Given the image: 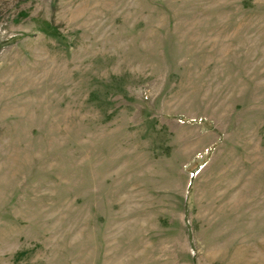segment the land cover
Masks as SVG:
<instances>
[{
	"label": "rangeland",
	"instance_id": "obj_1",
	"mask_svg": "<svg viewBox=\"0 0 264 264\" xmlns=\"http://www.w3.org/2000/svg\"><path fill=\"white\" fill-rule=\"evenodd\" d=\"M0 264H264V0H0Z\"/></svg>",
	"mask_w": 264,
	"mask_h": 264
}]
</instances>
